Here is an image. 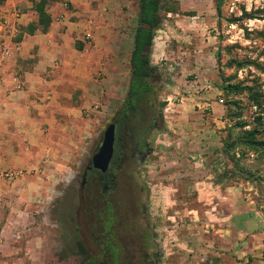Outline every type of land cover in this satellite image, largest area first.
<instances>
[{
  "label": "rangeland",
  "instance_id": "obj_1",
  "mask_svg": "<svg viewBox=\"0 0 264 264\" xmlns=\"http://www.w3.org/2000/svg\"><path fill=\"white\" fill-rule=\"evenodd\" d=\"M112 1L93 8L79 43L102 58V93L82 109L79 135L57 138L45 124L25 152L15 141L0 147L4 166L23 156L35 164L0 178V264H90L72 248L76 227L83 256L95 264L105 256L78 189L129 87L139 0ZM168 8L175 13H163L152 51L162 43V59L151 57L164 86L153 98L161 130L148 133L144 161L117 174L112 195L128 221L116 264H142L143 232L159 246V264H264V149L246 142L254 129L264 140V0H223L220 10L215 0H169ZM227 84L243 91L227 95Z\"/></svg>",
  "mask_w": 264,
  "mask_h": 264
},
{
  "label": "crops",
  "instance_id": "obj_2",
  "mask_svg": "<svg viewBox=\"0 0 264 264\" xmlns=\"http://www.w3.org/2000/svg\"><path fill=\"white\" fill-rule=\"evenodd\" d=\"M40 1L6 0L0 6L5 19L0 20V147L15 141L21 152L29 149L28 143L37 139L45 124L57 138L79 135L82 109L95 103L102 93L97 77L102 58L97 51L83 44L79 50L77 45L84 43L85 21H94L97 10L109 8L113 2L47 0L46 12L52 22L44 32L35 10ZM33 24L37 29L31 33L29 26ZM161 44H155L152 59H162ZM19 158L20 162L7 166L0 162V168L13 164L19 168L4 171L13 174L12 179L0 178L13 181L23 169L35 168L29 157Z\"/></svg>",
  "mask_w": 264,
  "mask_h": 264
},
{
  "label": "flooded vegetation",
  "instance_id": "obj_3",
  "mask_svg": "<svg viewBox=\"0 0 264 264\" xmlns=\"http://www.w3.org/2000/svg\"><path fill=\"white\" fill-rule=\"evenodd\" d=\"M135 122L129 121V124L125 125L128 129H125L123 126L121 127V124L118 125L113 120V123L116 124V142L114 157L109 169L106 172L95 169L91 158L84 164L79 176L80 186L78 191L80 202L83 204V209L88 215V220L90 222L95 221L100 227L97 244L99 249L104 250L105 256L100 258L102 260H100L99 264L117 263L120 253L119 229L128 222L126 215L121 217L118 213L119 199H112V195L116 191L117 174L124 169V166L130 164L132 160L136 164L143 162L151 151L150 142L146 138L149 130L144 131V128H141L145 121H142V124L137 120ZM131 127L133 132L129 130ZM76 229L77 227L71 230L74 235V239L71 242L72 248L79 250V252L75 251V254L82 261L95 264L97 261L95 256L84 257L83 253H81L84 243L82 240H78ZM131 233V231L127 233L131 238L129 241H133ZM141 235L140 247L142 254L140 261L142 264H152L151 261L155 260L156 264H159V260L156 259V255H158L156 249L159 246L156 241L147 232H143Z\"/></svg>",
  "mask_w": 264,
  "mask_h": 264
},
{
  "label": "trees",
  "instance_id": "obj_4",
  "mask_svg": "<svg viewBox=\"0 0 264 264\" xmlns=\"http://www.w3.org/2000/svg\"><path fill=\"white\" fill-rule=\"evenodd\" d=\"M47 0H41L35 4V10L39 13V25L43 27V31H47L51 25V17L46 12ZM216 7L220 10L223 0H215ZM169 0H139L138 1V17L137 25L133 35L132 50L130 56V81L127 91V96L123 103L114 115V119L118 125L127 128L125 125L129 121L133 123L135 120L141 122L145 121V115L151 114L152 118L149 122L142 124L141 128L149 132L161 130L156 124V114L154 107V94L157 89L163 88L161 80L159 79V68L152 64L151 55L154 47V39L157 31H159L166 18L164 12L175 13V9H169ZM37 27L33 24L29 26V32L33 33ZM79 50L83 49L82 44H78ZM245 89L251 90L246 87ZM223 90L225 93H240L243 91L238 85L227 84ZM257 96V95H256ZM256 98V97H255ZM165 103L162 104V107ZM136 123V122H135ZM128 129V128H127ZM133 132L132 127L129 129ZM259 133L257 129L248 133L247 143L251 147H258L264 149V140H257L256 135ZM234 144H229L228 148L231 150ZM156 264L155 260L151 261Z\"/></svg>",
  "mask_w": 264,
  "mask_h": 264
},
{
  "label": "water",
  "instance_id": "obj_5",
  "mask_svg": "<svg viewBox=\"0 0 264 264\" xmlns=\"http://www.w3.org/2000/svg\"><path fill=\"white\" fill-rule=\"evenodd\" d=\"M115 142L116 124L112 122L106 128L102 137L101 145L92 157V165L95 169L102 172H106L109 169L110 163L114 157Z\"/></svg>",
  "mask_w": 264,
  "mask_h": 264
},
{
  "label": "built area",
  "instance_id": "obj_6",
  "mask_svg": "<svg viewBox=\"0 0 264 264\" xmlns=\"http://www.w3.org/2000/svg\"><path fill=\"white\" fill-rule=\"evenodd\" d=\"M1 83H2V75H1V72H0V86H1ZM221 103L223 102L222 100L220 101ZM0 176H3L7 179H12L13 178V174H10V173H2Z\"/></svg>",
  "mask_w": 264,
  "mask_h": 264
}]
</instances>
